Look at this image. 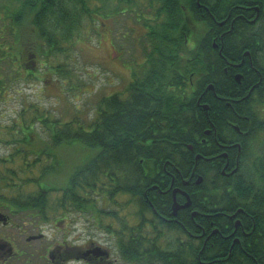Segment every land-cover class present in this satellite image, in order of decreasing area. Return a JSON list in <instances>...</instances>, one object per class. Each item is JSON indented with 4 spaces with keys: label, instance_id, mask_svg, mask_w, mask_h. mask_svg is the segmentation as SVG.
I'll use <instances>...</instances> for the list:
<instances>
[{
    "label": "trees",
    "instance_id": "trees-1",
    "mask_svg": "<svg viewBox=\"0 0 264 264\" xmlns=\"http://www.w3.org/2000/svg\"><path fill=\"white\" fill-rule=\"evenodd\" d=\"M148 1H160L161 4L156 2L149 5L152 15H148L152 22L147 19L149 17H144L147 12L143 11V7H139L140 19L148 25L150 32L147 33L144 43L147 63L143 75L133 86L136 90L139 89L138 93L149 97L148 101L140 98L136 102L129 100L119 104L115 99L108 102L102 99L97 107V117L83 120L78 126L74 125L78 121L77 118L61 124L60 119L51 117L53 111L43 110L34 103L26 105L24 102L16 120L41 121L44 124V136L40 132L34 133L35 131L16 133V129L24 127L13 124L11 133H0V141L13 145L11 151L14 153L35 154L40 146L42 152L53 153L57 147L76 143L83 145L84 149L95 151L92 158L70 172L66 186L62 187L64 192L61 197L66 201H84V206L89 197L86 189L91 187L90 199L94 210L101 209L103 195L106 193L112 195V198L117 192L130 195L129 199L123 202V206H133L138 177L143 183L150 181V175L159 180L157 172L166 162L172 168L176 182H182L194 174L191 183L196 177L202 176L203 185H233L232 188H204L206 196L200 208L208 211L218 207L219 211L231 213L242 209L243 212L237 214L240 226L235 229L238 219L224 214L206 217L204 223L209 228L207 234L211 233L214 227L218 228V234H212L209 239L199 242L190 239L189 249L198 247L204 250L199 255L189 253L186 264H264V158L260 154L242 160L239 174L233 176L223 175L222 168L212 169L206 166L202 159L196 162L195 154L199 151L196 149V141L204 137L206 129L215 130L218 136L225 134L227 130L231 134L236 133L228 126L232 118L231 110L224 104L211 106L207 116L195 102L190 83L193 75L208 71L209 65L219 54V50L213 49L212 44L218 36L216 30L224 27L231 29L229 25L236 16L235 12L229 16L231 10L249 0H208L206 7L209 13L204 10L203 17L191 12L185 13L181 9L180 3L184 4L189 0H171L174 2L171 5L170 0ZM262 1L261 9L264 7V0ZM9 2L13 5L12 8L0 4V102L6 101V97L11 100V92L13 89L17 91V83L22 80L40 81L45 75L57 78L60 86L65 88L66 82L63 79L69 78L70 75L65 59L69 58V53L74 51L76 40L87 29L92 27L97 30V26H94L104 23L106 30L109 27L111 29L109 22L113 19L117 22L120 16L118 11L123 3L129 9L128 17L136 13L139 18L137 10H134L138 6L136 0ZM185 6L189 11L190 5ZM194 16L200 21L197 25L191 22ZM222 21L225 22L220 26L218 22ZM192 25L201 32L200 44L193 48L185 43H182V46L173 44L176 34H180L181 29L189 32ZM111 32L113 33L112 30ZM242 34L245 33L232 30L226 35L229 38L224 37L225 42L232 40L231 36L236 39ZM219 41L218 39L217 42ZM233 46L231 55L227 53L230 46L224 45L221 48V64L223 58L236 59V51L239 48ZM213 82L220 95L226 94L225 87H239L232 78L228 82L222 66L220 76H205L204 85ZM132 96H135L134 93ZM105 104L110 113L109 117L103 110ZM28 106L33 112L30 120L27 118ZM253 118L261 119L259 115ZM35 127L32 130H36ZM25 128L28 126L25 125ZM262 131V127H258L257 132ZM259 137L257 134V138ZM187 144L193 145L196 150L190 151ZM16 158L12 157L11 161ZM60 162V169L46 167L38 178L34 175L32 166H29L27 171L12 169L11 172L13 177H17L18 172L28 176L22 179L23 183L54 184L56 178L66 172V162L62 158ZM143 167L147 168V173H144ZM142 216L143 214L140 228L144 225ZM211 222L214 224L210 225ZM124 226L125 230L129 231L134 227L126 217ZM232 233L233 236H227ZM235 237L239 238V241H235ZM123 256L134 258V255L130 254ZM173 257L177 264H182L181 255L174 254Z\"/></svg>",
    "mask_w": 264,
    "mask_h": 264
},
{
    "label": "flooded vegetation",
    "instance_id": "flooded-vegetation-1",
    "mask_svg": "<svg viewBox=\"0 0 264 264\" xmlns=\"http://www.w3.org/2000/svg\"><path fill=\"white\" fill-rule=\"evenodd\" d=\"M156 2L161 4L160 1L136 0L138 6L134 10H137L139 18L132 23L140 25L145 34L150 32V28L143 23L144 20L141 21L139 7L141 5L143 11L147 12L144 17H149L148 13L152 15L150 12L152 8L149 5H154ZM173 3L170 0L169 4ZM206 3L208 0H189L180 4L185 13L191 12L203 17L204 10L209 13ZM185 4L190 5L189 11ZM262 4V0H249L246 4H239L231 10L230 17L232 12L236 13L229 25L231 29L218 28L216 30L218 36L212 42L213 49L219 50L218 56L209 65L208 71L193 75L190 81L193 98L207 116L211 106L220 104H224L232 112L228 126L236 134H231L227 130L225 134L218 136L215 130L209 128L206 129L204 137L196 141V149L199 150L195 154L196 162L202 159L205 165L212 169L222 168L225 176L239 174L242 160L257 156L256 148L260 149L264 158V142H262L264 140V7L261 9ZM126 6L122 4L118 11L120 16H125L128 12ZM147 19L152 22L150 17ZM197 19L194 16L191 20L192 24H199L200 21L198 22ZM224 22L218 23L222 26ZM109 29L107 30L111 34ZM232 30L245 34L239 35L236 39L231 36L232 40L225 42L224 37ZM119 31L120 34L124 33ZM105 35L106 33L104 37ZM199 35L201 38V32L192 25L189 32L181 29V33L174 37L173 44L178 46L185 43L186 46L193 48L200 44ZM227 38L229 36H226ZM224 45L230 46L227 52L229 55L232 54L231 46L234 45L233 47L239 49L238 52L236 51V59L223 58L221 64L220 50ZM146 63L145 56L144 60L137 64L140 68H144ZM221 66L228 82L232 78L239 84V87H225V95L218 93L215 82L204 85L205 76L207 78L220 76ZM142 75V72H132L129 81L122 77V86L106 94L103 99L106 102L115 99L119 104L129 100L136 102L140 98L148 101L149 97L141 95L138 93L139 89L133 87ZM133 93L135 96H132ZM106 106L105 104L103 110L109 117L110 113ZM96 112L93 118L97 117ZM258 115L261 119L253 118ZM13 124L24 127V129H16L14 131L16 133L21 131L38 133L37 130H32L33 127H44L41 121L14 120L12 124L5 125L8 127L6 129L0 125V133H11L10 128ZM25 125L31 129L25 128ZM260 126L263 131L259 133L257 129ZM257 134L262 138L261 148L255 146ZM0 144L5 143L0 141ZM6 146L10 151L0 153V264H177L174 254L181 255L182 264H186L189 253L199 255L204 250L198 247L189 249L190 239L199 242L209 239L212 234H218L216 227L207 234L209 228L204 223L206 217L224 214L232 219H238L237 214L243 212L240 209L234 213L219 211L218 207L208 211L202 210L200 207L206 196L204 188H232L233 185H203V179L202 182H197L198 177L191 183L194 174L182 182H176V176L166 162L157 172L159 180L154 175H150V181L143 183L138 177L133 194V206L128 207L131 209L128 217L132 221L131 226L134 227L133 230H125L126 213L123 202L130 195L117 192L112 198V195L106 193L103 195L100 210L93 209L90 199L91 187L86 189L89 197L87 193L88 199L85 200L84 206H82L84 201H66L61 199L64 192L62 187L66 185L57 183L60 176L56 178L54 184L23 183L22 179L28 176L18 172L17 177H13L11 172L12 169L27 171L29 166H32L34 175L38 178L46 167L53 166L60 169L62 158L58 153L60 147H57L53 153H44L40 150V146L35 154H28L14 153L11 151L13 145ZM186 146L192 152L196 150L191 144ZM12 157L17 158L11 161ZM143 171L147 173V168L143 167ZM69 187L71 188V185ZM142 214L144 225L140 228ZM213 224L214 222H211L210 225ZM233 235L234 233L227 236ZM126 254L134 255V258H124L123 255Z\"/></svg>",
    "mask_w": 264,
    "mask_h": 264
},
{
    "label": "rangeland",
    "instance_id": "rangeland-1",
    "mask_svg": "<svg viewBox=\"0 0 264 264\" xmlns=\"http://www.w3.org/2000/svg\"><path fill=\"white\" fill-rule=\"evenodd\" d=\"M0 4L13 7L9 0H0ZM107 18L111 20L110 16ZM136 19V13H132L131 17H128V13L121 15L117 22L113 19L109 22L113 31L111 34L104 25H95L97 30L92 27L87 29L76 40L74 51L69 53V58L65 59L70 71L69 78L63 79L66 82L65 88L60 86L57 78L47 75L40 78V81L22 80L17 83V91L13 89L11 100L6 97V101L0 102V125L12 124L22 110L24 102L26 105L34 103L43 110L53 111L51 117L60 119L61 124L77 118L78 121L74 125L78 126L84 119L92 120L103 97L122 86V77L129 81L132 72L140 73L145 69L140 68L137 63L143 61L146 56L144 43L147 34L140 25L132 23ZM143 23L140 24L143 26ZM119 30L124 33L120 34ZM26 109L27 118L30 120L33 112L29 106ZM36 130L44 136L43 128L36 127ZM255 141V146L261 148V143L264 142L261 136ZM9 151L5 144H0V153ZM58 153L67 164L65 174L57 179V183L61 185L66 184L70 172L76 166L95 155V151L84 149L83 145L77 143L60 147ZM256 153L260 155V149L256 148ZM125 213H128V210H125ZM127 219L130 221L129 217Z\"/></svg>",
    "mask_w": 264,
    "mask_h": 264
},
{
    "label": "water",
    "instance_id": "water-1",
    "mask_svg": "<svg viewBox=\"0 0 264 264\" xmlns=\"http://www.w3.org/2000/svg\"><path fill=\"white\" fill-rule=\"evenodd\" d=\"M201 181H202V177H199L198 182H201ZM233 217H234V215H233ZM239 224H240V221H237L236 225L238 226Z\"/></svg>",
    "mask_w": 264,
    "mask_h": 264
}]
</instances>
